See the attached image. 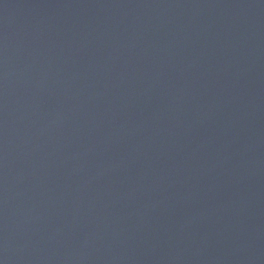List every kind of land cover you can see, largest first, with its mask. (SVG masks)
<instances>
[{
  "label": "water",
  "instance_id": "95a60500",
  "mask_svg": "<svg viewBox=\"0 0 264 264\" xmlns=\"http://www.w3.org/2000/svg\"><path fill=\"white\" fill-rule=\"evenodd\" d=\"M0 264H264V0H0Z\"/></svg>",
  "mask_w": 264,
  "mask_h": 264
}]
</instances>
